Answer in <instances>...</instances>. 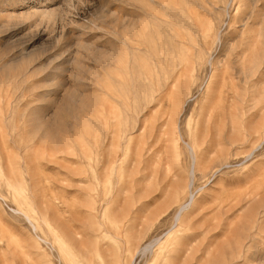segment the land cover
Listing matches in <instances>:
<instances>
[{"label":"rangeland","instance_id":"374dc122","mask_svg":"<svg viewBox=\"0 0 264 264\" xmlns=\"http://www.w3.org/2000/svg\"><path fill=\"white\" fill-rule=\"evenodd\" d=\"M252 1L0 6V264H264Z\"/></svg>","mask_w":264,"mask_h":264},{"label":"bare ground","instance_id":"6f19581e","mask_svg":"<svg viewBox=\"0 0 264 264\" xmlns=\"http://www.w3.org/2000/svg\"><path fill=\"white\" fill-rule=\"evenodd\" d=\"M256 2L257 1H259V0H255ZM254 1V2H255ZM9 3V2H13V0H0V6H2V5H4V4H6V3ZM231 2V1H230ZM253 1L251 2L252 4L254 3ZM257 5V4H256ZM256 5H255V7H256ZM263 5V4H262ZM261 6V5H260ZM228 7H229V3L228 4H226L223 8H222V10H224L227 14H228ZM260 8V7H259ZM257 12V11H256ZM216 13H218V12H216ZM253 13H254V11H253ZM214 15V14H213ZM255 15V14H254ZM258 15V14H257ZM260 15H262V14H260ZM228 17H229V15H228ZM250 18H252V22H250ZM262 18H264V17H262ZM229 19V18H228ZM256 18L255 17H253V14H248V16H244V17H242V18H240V19H238L236 22L237 23H241L240 24V26L242 25L243 27H246V26H248V25H250V24H253V23H260V21H256L255 20ZM229 22V21H228ZM226 25V24H225ZM255 25V24H254ZM258 25V24H257ZM222 29H224L223 28V25H218V27H217V31L214 33V36H213V40H212V44H211V47L209 46L208 47V49H206V53L208 54V59H207V62L210 64V66L212 67L213 66V59H214V57H213V50H214V47H215V45L216 44H219V43H221V41H222V39H221V37H220V35L222 34ZM236 30V29H235ZM264 32V31H263ZM210 43V42H209ZM226 44V43H225ZM222 45V44H221ZM256 56H258V54H256ZM215 65V64H214ZM211 69V68H210ZM141 91V90H140ZM194 148V147H193ZM190 149H192V147L190 148ZM193 150H191V152H192ZM194 153V152H193ZM194 158V157H193ZM194 160H196V158H194ZM192 174V173H191ZM193 175V174H192ZM184 206H186V205H183V207ZM188 206V205H187ZM183 207L182 208H180V211H178V213H177V216H175L176 218L175 219H177V222L178 221H181L182 219V215H181V211H182V209H183ZM176 222V221H175ZM175 225H176V223H175ZM174 225V226H175ZM32 226H34V225H32ZM173 228V227H172ZM172 228H171V230L169 231V232H167L168 234H167V240L168 239H170L171 237H172V235L174 234V233H176L177 232V229H175V230H172ZM158 241L157 242H159L160 241V239H157ZM155 243H156V240H155V242H154V240L152 239L150 242H148V243H146L145 245H142V246H139L138 247V249H137V253H140L141 255H145L146 253H151L152 252V248H153V246L155 245ZM124 260V259H123ZM117 264H122V260L120 259L119 261H118V263ZM130 264H133V260L131 261V263ZM192 264V263H191Z\"/></svg>","mask_w":264,"mask_h":264}]
</instances>
